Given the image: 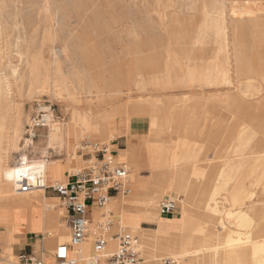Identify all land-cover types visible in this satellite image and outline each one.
<instances>
[{"label":"bare ground","instance_id":"6f19581e","mask_svg":"<svg viewBox=\"0 0 264 264\" xmlns=\"http://www.w3.org/2000/svg\"><path fill=\"white\" fill-rule=\"evenodd\" d=\"M49 1L42 0L40 8H43L48 23L44 25L43 36L53 41L56 22ZM216 2L219 12L217 18L211 21L215 36L220 41L219 48L224 53V72L216 71L218 73L205 75L204 78L211 86L233 88L242 81L257 80L264 87V66L259 67L252 77L239 71H236L234 76L229 74L231 56H236L246 38L252 41L253 46L256 43L255 37H259L264 42V18L260 17L264 13V1L217 0ZM2 12L0 6V66L3 68L0 71L10 67V62L1 64L11 54L12 49H15L17 60L25 75L22 76L17 67L12 66L9 75L0 76V227L2 228L0 242L6 245L0 254L9 257L7 260L10 262L11 244L15 240L13 229H17L19 234L24 231L37 232L42 237L40 241L43 242L46 251L43 258L51 260L50 255L55 248L59 244L68 243L69 230L65 222L60 220L62 212L59 211L60 209L57 210L56 203L44 196L43 187L65 183L63 171L70 169L71 165L68 160L60 163L46 161L47 164L31 165L24 156H21L20 167L14 169L9 166V156L15 153L21 133L17 117L20 108L14 102L12 94L14 89L20 90L23 87L25 78V93L29 100L33 95L38 97L40 94L48 93L63 97L60 76L64 73L59 62L49 61L46 65L41 60L40 54L41 58L38 54L32 55L27 27L20 23L16 16L13 18V23L9 24ZM227 14L236 15L239 19L228 20ZM204 17L207 18V14H204ZM53 50L56 58L66 52L65 48L57 51L53 48ZM81 89V83L77 82L70 85L67 91L76 94ZM71 94L69 92L68 96ZM215 99L224 107L231 104L235 113L238 112V115L234 113L226 122L225 134L229 142L221 153L220 175L214 174L216 167L206 157L207 150H212L207 139L213 133L206 129L202 132L200 126L195 123L196 114H201L204 118L208 115L206 105L198 101H186L172 111H169L168 107L162 109L157 102L126 101L109 110L91 114L73 110L69 113V121L80 127L81 134L68 129L67 139L72 136L83 137L90 144L103 146L104 142H115L116 138H125V149L118 155H109L111 147L103 150L108 153L106 158L124 164L127 170L130 169V174L128 170L130 180L127 176L123 183V189H127L128 194L120 192L119 197H108L103 207L97 210L93 208L90 212L91 221L88 225L90 235L70 252L75 264H102L105 257L116 250L117 243L113 235L122 232L138 235L137 243L139 241L146 264L150 263L149 257L154 254H158V258H155L153 264H158L162 259L174 261L175 264H264V114L259 109H255L259 111V114H255L254 108L245 106L242 102L244 100L237 94L233 102L228 97ZM239 100L241 104H238ZM39 110L46 113L42 115V122H49L46 136L48 146L55 147L61 144L65 140L61 124H50L49 108L40 106ZM145 117L149 118L148 135L145 139H141L142 135L138 137L137 128L131 125V119L143 120ZM170 134L176 135L180 143L184 144L188 140L192 143L184 146L181 152H174L175 145L165 138ZM250 135L253 139L260 137L261 140H254L253 146L240 155L239 149L242 148L240 138L244 136L248 139ZM233 137H236L234 145ZM23 145L27 147L33 145V142L30 139H23ZM198 149L200 151L195 155ZM228 151L234 158H243L233 191L245 192L246 197L242 204L235 208L231 204V199L224 196L229 209L221 210L217 203V197L221 195L218 194L216 185L221 174L226 173L229 167L224 159ZM142 169L150 171L148 174L159 173L157 179L162 181L163 185L151 184L147 190H135L137 177L141 175ZM77 173L81 171L77 170ZM170 193L177 195L176 198L183 209L182 230L188 234L187 244L185 247H180L179 251H174L178 245L168 237V220L161 221L153 214L143 217L141 215L145 205L150 204L149 206L155 209L159 198ZM132 194L142 197L125 196ZM255 198L258 200L255 201ZM131 201L142 202L143 206L131 207L128 203ZM197 202L205 208L215 205L216 209L213 213L222 218L218 225L223 234L222 242L218 243V238L208 236L210 233L208 221H198L186 211L187 207H195ZM101 213H106L113 223L103 233L106 245L103 253L98 254L94 248L92 233L103 221ZM140 220L157 221L158 227L154 231H143L139 228ZM228 224H233L236 231L229 230Z\"/></svg>","mask_w":264,"mask_h":264},{"label":"rangeland","instance_id":"374dc122","mask_svg":"<svg viewBox=\"0 0 264 264\" xmlns=\"http://www.w3.org/2000/svg\"><path fill=\"white\" fill-rule=\"evenodd\" d=\"M216 1L50 0L56 22L53 30L54 39L50 41L43 36L48 23L43 8H40L42 0H0L2 14L7 22L12 24L16 16L20 23L27 27L31 54L34 56L40 54L46 65L49 61L59 62L64 73L60 76L63 97L48 93L40 94L38 97L33 95L29 100L25 93V78L23 87L20 90L14 89L12 98L20 108L17 117L21 133L15 153L9 156V166L14 169L20 167L21 156H24L31 165L68 160L71 168L63 171V177L67 180L76 174L77 170L84 174L90 167L98 164L103 155V148L111 147L110 152L113 156L117 154L118 149L125 148V138H116L115 142H104L103 146L90 144L83 137L67 139L68 129L81 134L80 127L69 121V113L72 110L91 114L130 101L157 102L162 109L168 107V110L172 111L186 101L195 100L205 104L210 112L214 111L217 118L225 122L231 117L229 109H225L227 107L215 98L228 97L233 102L237 94L244 100L242 102L245 106L254 108L255 114H259L255 109L262 110L264 114V87L259 81L245 80L229 88L211 86L204 78L205 75H212L214 72V74L224 72V53L219 48L220 41L215 36L211 21L217 18L219 12ZM204 14H207V18ZM226 17L228 20L239 19L232 14H227ZM260 17L264 18V13ZM255 41L253 46L252 41L246 38L241 45L242 50L240 49L235 57L231 56V72L229 71L231 76L239 71L252 77L259 67L264 66V42L259 37H255ZM53 48L56 51L65 48L66 52L56 58ZM6 58L1 65L6 64V61L10 62V67L16 66L19 73L25 75L17 60L15 49H12ZM10 67L0 71V76L9 75ZM76 81L81 83L82 89L76 94H71L67 89L77 83ZM69 92L71 95L68 96ZM40 106L49 108L51 125L61 124L65 140L55 147L48 146L46 136L49 122H42V115L46 113L39 110ZM235 114L238 115V112ZM211 116L208 119L196 114L195 123L200 126L202 132L206 129L214 133L215 149L207 150L206 157L219 168L222 165L219 163L221 153L227 146L225 134L227 123L216 122ZM171 118L175 120L174 117ZM148 123V117L143 120L131 119V125L137 128L138 137L143 136L141 139L148 135ZM165 138L171 144L179 140L173 134ZM23 139L32 140L33 145L25 147ZM191 143L192 141L188 140L184 145ZM141 175L148 176V172L142 169ZM231 187L232 184L226 189ZM169 195V198L174 200L177 197L174 193ZM224 195L225 192H222L221 196L217 197L221 210L229 209ZM44 196L54 199L57 210H65L63 203L57 201L55 195L46 192ZM162 197L159 198L158 204ZM257 200L255 198V201ZM176 202L174 215L179 214L181 208L179 202L177 200ZM157 210L159 213L158 205ZM197 213L201 216L203 210H197ZM65 216L66 212L62 214L60 220L64 222ZM142 227L152 226L142 224ZM227 227L236 231L233 224H228ZM17 234L19 231L13 229V235ZM132 235L139 240L136 233ZM41 238L36 236L34 239ZM1 244L0 242V250ZM137 244L143 254L139 241ZM39 245L41 252L46 253L42 241H39ZM50 256L53 262V253ZM2 257L0 254V258ZM12 258L10 264H15L17 258L14 254ZM155 258H158V254L149 257V264L155 263Z\"/></svg>","mask_w":264,"mask_h":264},{"label":"built area","instance_id":"2783aa9c","mask_svg":"<svg viewBox=\"0 0 264 264\" xmlns=\"http://www.w3.org/2000/svg\"><path fill=\"white\" fill-rule=\"evenodd\" d=\"M102 154L98 164L90 167L86 173L74 174L65 183L43 187L44 194L49 192L55 195L63 203L66 211L64 222L69 230V241L66 244H59L55 248L53 259L56 264H75L70 252L90 235L88 226L90 221L87 218L89 208L103 207L108 197H113L120 192L128 194V190L123 189L128 170L123 165L114 164L111 158H105L103 150ZM176 207V200L164 197L158 204L159 214L162 216L173 215ZM111 225V221H104L92 233L94 248L98 254L103 253L106 245L103 233ZM113 238L117 243L116 250L113 254L105 257L106 264H146L135 236L122 232L113 235ZM16 258L15 264H43L40 258L31 253L20 254ZM162 264H169V260H162Z\"/></svg>","mask_w":264,"mask_h":264},{"label":"crops","instance_id":"0c3cea01","mask_svg":"<svg viewBox=\"0 0 264 264\" xmlns=\"http://www.w3.org/2000/svg\"><path fill=\"white\" fill-rule=\"evenodd\" d=\"M240 102L241 101L239 100V103ZM226 107L227 108H225V109H229L228 113H230V116H232L235 113V110L232 108V105L230 104V105H228ZM207 109H208V107H207ZM210 116H211L212 119L215 118L216 122L223 121L220 118H217V116H216L214 111L210 112L209 109H208L207 118L209 119ZM225 122H227V121H225ZM214 136L215 135L213 133V134L210 135L209 139H207V143L211 144L212 150L215 149V147H214L215 144L213 142ZM250 136L251 137L248 138V139H245L244 136L240 138V142H242L241 143L242 144V148L239 149V154L240 155H243L244 153H246V150L248 148L250 149L253 146V141L254 140H257V139L261 140L260 137H255L253 139L252 135H250ZM74 137L75 136H72L73 139H76ZM226 139H227V143H228L229 139L228 138H226ZM232 142H233V145L236 143V137L232 138ZM184 144L182 142L180 143V141L178 140V142L174 144L175 146H173L174 152H177V153L181 152V149L185 146ZM201 146H202V144H201ZM230 147H232V145H230ZM124 149H121V150L118 149V152H117L116 155H118ZM103 151L105 152L104 156L106 158V155L108 153L105 150H103ZM199 151H200L199 149L197 150V152L195 151L196 152L195 155H197L199 153ZM226 154H227V156H226ZM226 154L224 155L225 164L229 165L230 168L228 167L227 170H226V173H222L221 174V176H220V178H219V180L217 182L216 189H217L218 194H220V195H221L222 192H225L224 196L229 197L231 199L232 206L237 208V207H239L242 204L243 200L246 197L245 192L233 191L238 171L240 170V168L242 166V163H243V158H241V157L234 158V157H232V155H231V153L229 151ZM109 155L113 156L110 153H109ZM116 155H114V156H116ZM114 164H116V165H124V164H119L118 162H114ZM220 168H216V170L214 171V174L220 175V171H221ZM128 170H129V174H130V169H128ZM230 170H231V172H230ZM147 172L150 173V171H147ZM158 177H159V173L148 174V176L140 175L139 177H137L138 182H137V186L135 187V190H147L150 187L151 184L163 185V182L157 179ZM128 180H130L129 176H128ZM230 184H232V187L230 189H226V187L228 185H230ZM120 194L121 193H119L118 195L113 196V197H119ZM125 196H127V197H142V195H133V194L132 195H125ZM166 196L170 197V195H166ZM163 198L164 197H162V199ZM49 199L52 200V201L54 200L52 198H49ZM56 200L60 201L57 197H56ZM175 200L178 201L177 198ZM197 200H199V198H197ZM128 203H129V206H131V207L140 206V205L143 206L142 202L131 201V202H128ZM149 205H145L147 207L144 206V209L141 211L142 217L153 214V215H156V217H158L161 221H167L168 220V237L171 238L176 245H178V247L175 248L174 251H179V250H181L180 247H185V245L187 244L186 238H187L188 234L183 232L182 226H181L182 216H183L182 207L180 208L179 214H176V215L173 214V215H170V216H162V215H160L158 213V210H157L158 202H157V205H156L155 209L152 208V206H149ZM93 208H95V207L89 208V211L87 213V218H88L89 221H91L90 212L92 211ZM200 209L203 210V213L201 214V216H198L197 215L198 214L197 210H200ZM215 209H216L215 205H213L212 207L209 206V208H205L204 205H201L200 202H197L195 207L194 206L187 207L186 211L188 213H190V215L193 218L197 219L198 221H204V220L208 221L209 222V231H210L208 236H212L214 238H218L217 239L218 243H220V242H222L223 234L221 233V229H220V227L218 225H219V223H220L222 218H221V216L216 215V214L213 213V211ZM95 210H97V208H95ZM61 212L63 214L66 211L63 209ZM6 214L9 215V213H6ZM101 217L103 219V222L107 221V220L112 222V219L109 216H107L106 213H101ZM142 224H146V225H149V226H152V227L151 228H143ZM157 227H158L157 221L151 222V221H148V220H140V222H139V228L141 230H143V231H154V230L157 229ZM0 231H2L1 227H0ZM36 236H39L37 232H25L24 231V233H22V234L21 233L17 234L15 236L14 242L11 244V248H12L11 249V255L13 256V254H14L15 257H17L20 254H29V253H31L32 255L36 256L37 258H40L43 261V264H52V263L55 264L54 261L52 262L51 260H46L45 258H43L44 253L41 252V245H39L40 239L35 240L34 238ZM5 248H6V245L4 243H2L1 244L0 253ZM39 251H40V253H39ZM36 253H39V254H36ZM71 257H72V253H71ZM162 260H165V259H162ZM162 260H160L158 262V264H162ZM0 264H10V262L6 259V257H2V258H0ZM102 264H106L105 263V259L102 261ZM169 264H175V262L169 260Z\"/></svg>","mask_w":264,"mask_h":264}]
</instances>
